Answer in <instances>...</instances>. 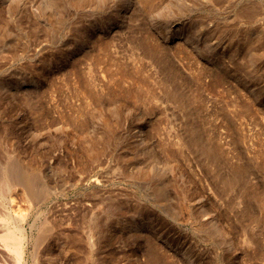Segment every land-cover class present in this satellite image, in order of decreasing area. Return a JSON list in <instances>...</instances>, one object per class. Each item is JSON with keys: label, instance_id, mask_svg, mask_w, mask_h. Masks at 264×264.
<instances>
[{"label": "rangeland", "instance_id": "1", "mask_svg": "<svg viewBox=\"0 0 264 264\" xmlns=\"http://www.w3.org/2000/svg\"><path fill=\"white\" fill-rule=\"evenodd\" d=\"M197 1L168 0L167 14L182 17L174 22L164 21L165 11L141 22L144 19L131 4L110 22L93 27L89 36L82 30L88 27L81 17L84 12L90 18L88 7L81 9L69 1L61 10L55 2L0 0V23L7 29L0 40V166L15 182L10 211L21 218L29 238L27 264H264V36L252 58L245 55L244 41L246 27L255 24L256 30H264V0L253 2L257 20L246 15L253 0ZM180 2L192 10L188 6L184 14L177 7L173 10L171 5ZM58 15L66 18L65 24L56 25L49 35ZM197 16L210 27L204 32L206 42L196 28ZM30 23L37 32L36 28L31 32ZM141 30L151 32L149 41L155 40L151 44L160 51L172 54L169 58L177 66L173 77L161 66L158 71L149 57L143 59L139 44L136 48ZM81 37H92L91 45H81L68 56V41L80 42ZM107 43L109 53L103 50ZM108 54L116 64L143 59L128 63L146 65L144 74L150 82L146 86L155 89L156 99L146 98L151 104L123 93L128 80L120 85L124 90L117 89L104 70ZM213 71H218L216 78ZM87 84L92 86L85 88ZM168 85L178 93L170 92ZM91 93L93 97H88ZM109 124L114 126L110 129ZM29 175L35 176L40 198L36 205L18 188ZM229 178L234 179L231 185L225 181ZM174 200L182 205L177 207ZM229 237L232 246L225 243ZM14 263L13 253L0 252V264Z\"/></svg>", "mask_w": 264, "mask_h": 264}, {"label": "bare ground", "instance_id": "2", "mask_svg": "<svg viewBox=\"0 0 264 264\" xmlns=\"http://www.w3.org/2000/svg\"><path fill=\"white\" fill-rule=\"evenodd\" d=\"M39 1V0H38ZM66 1V0H65ZM65 1H63V0H41V2L42 3H44L45 5H49L50 3H53V2H55L56 3V5L61 9V10H64V8L67 6V3H69V1L71 2V4L73 3L74 5H76V7H78V8H84V7H88V8H90L91 9V12L90 13H88V14H90V18H86V14L84 13V12H82V14H81V17H82V20L83 19H85L86 21V26L88 27V29H82V30H87V33H86V31H84L86 34H88L89 36H90V34L92 33V28L93 27H98V25L99 24H101V23H107L108 21L110 22V20L113 18V17H115V16H117V15H119V14H121L122 12H125V9L128 7V6H131V4H135L134 6V8L135 9H133V10H135L136 11V15L139 17V18H141L140 20H142V19H144L143 21H141V22H144L147 18H151L152 16H153V13L155 14V12L156 13H163L166 9H167V6H170V4H168L167 5V1L168 0H136V3H134L133 1H131V0H69L68 2H65ZM170 1V0H169ZM255 0H253L252 1V4H253V2H254ZM132 2V3H131ZM167 2V3H166ZM196 2L198 3V1L196 0ZM201 2V1H200ZM212 2V1H211ZM210 2V3H211ZM223 2V1H222ZM246 2V1H245ZM248 2H249V0H248ZM248 2H246V4L248 5ZM251 2V1H250ZM182 3V4H181ZM196 3V4H197ZM217 3V2H216ZM219 3H221V0H220V2ZM233 3V2H232ZM242 3H244V2H242ZM259 3V2H258ZM257 3V4H258ZM43 4V5H44ZM171 4H172V2H171ZM250 4V3H249ZM255 4H256V2H255ZM255 4H253V6L250 4L247 8H249L248 10L249 11H247V13H246V15L247 16H249V18L250 19H252V20H257L256 19V13L257 12H255V7H256V5ZM261 4V3H260ZM259 4V5H260ZM132 5V6H133ZM172 5H174V4H172ZM171 5V7L173 8V10L175 9L174 7H177L176 9H178L179 10V12H180V14L182 13V14H184V12L187 10L186 9V7L188 6H190V5H187L186 6V4H184L183 2H180V4L178 3V4H176L175 3V5H177V6H172ZM202 5V4H201ZM258 5V6H259ZM131 6V7H132ZM191 6H192V3H191ZM239 7L241 6V5H238ZM237 6V7H238ZM255 6V7H254ZM187 7V8H188ZM194 7V6H193ZM242 7V6H241ZM243 7H244V4H243ZM242 7V8H243ZM260 7V6H259ZM247 8H245V9H247ZM258 8V7H257ZM169 9V8H168ZM191 8L189 7V9H188V11L190 10ZM197 9L198 8H196V9H194L193 8V10H196L197 11ZM234 9V8H233ZM238 8H236V11L235 12H238V10H237ZM240 9V8H239ZM259 9V8H258ZM170 10V9H169ZM192 10V9H191ZM190 10V11H191ZM235 10V9H234ZM233 10V11H234ZM241 10V9H240ZM244 10V9H243ZM89 11V10H88ZM130 11H132V10H130ZM167 11V10H166ZM165 11V12H166ZM189 11V12H190ZM245 11V12H246ZM128 12V11H127ZM126 12V13H127ZM171 12V11H170ZM169 12V14H171ZM176 14H177V10L176 11H174ZM178 12V13H179ZM198 12V11H197ZM234 12V13H235ZM239 12H241V11H239ZM84 13V14H83ZM168 12H166V14L165 13H163L165 16H163V18L165 19L164 21H166V20H171V21H173L174 22V20L176 21V20H179V19H182V17L181 16H179V15H175V14H172V15H170L169 16V14H167ZM188 13V12H187ZM124 14V13H123ZM122 14V15H123ZM159 14H157V16L159 15ZM190 14H192V15H194L193 13H190ZM125 15V14H124ZM162 15V14H161ZM161 15H159V17H161L160 19H162V16ZM204 15V14H203ZM206 15V14H205ZM244 15V14H243ZM79 15H77V17H78ZM156 16V14L154 15V17ZM188 16V15H187ZM240 16V15H239ZM258 16H259V14L257 15V18H258ZM80 17V16H79ZM80 17V18H81ZM134 17H136V16H134ZM137 17V18H138ZM153 17V18H154ZM158 17V18H159ZM195 18H196V16H194ZM234 17H238V16H234ZM246 17V16H245ZM121 18V17H120ZM188 18V17H187ZM241 18H243L242 16H241ZM248 18V19H249ZM65 19L66 18H64V16H62V15H58L55 19H54V24L52 23L51 25H50V27H49V29H50V31L49 32H51V34L50 33H48L49 35H53L54 34V31H56L57 29H56V25L57 26H59V27H62L63 28V26H64V24H65ZM116 19V18H115ZM192 19V18H191ZM197 19H199V22H198V25H197V27L196 28H198V32H201V36L204 38L203 40H204V42H206V40L208 39V38H205L204 36L206 35V34H204V32L208 29L209 30V28H207V21H206V19L205 18H201V17H199L198 18V16H197ZM197 19H195V20H197ZM247 19V18H246ZM260 19V18H259ZM119 20V19H118ZM140 20H136V21H140ZM153 20L154 19H151V21L153 22ZM157 20V19H156ZM190 20V19H189ZM251 20V21H252ZM76 21V20H75ZM81 21V20H80ZM84 21V20H83ZM133 21V20H132ZM135 21V22H136ZM188 21V20H187ZM53 22V21H52ZM112 22V21H111ZM157 22H158V20H157ZM167 22V21H166ZM188 22H190V21H188ZM83 23V22H82ZM197 23V22H196ZM196 23L194 22V24L196 25ZM209 23V22H208ZM246 23V22H245ZM248 23H250V22H248ZM247 23V24H248ZM256 23V22H255ZM74 24V23H73ZM77 24V23H76ZM131 24H132V22H131ZM152 24H156V23H152ZM189 24V23H188ZM251 24V23H250ZM249 24V25H250ZM254 24V23H253ZM30 27H31V32H34V29L36 28V32H37V29H38V27L36 26V25H34L33 23H30ZM66 25H68V24H66ZM70 25H71V23H70ZM69 25V26H70ZM104 25V24H103ZM135 25H137V22H136V24ZM141 25H142V23H141ZM145 25H146V23H145ZM145 25H144V27H145ZM156 25H158V24H156ZM190 25V24H189ZM194 25V26H195ZM246 25V24H245ZM255 25V24H254ZM254 25H250L249 27H246L247 28V31H245V33H244V41L246 40L247 41V46H245V55L246 54H248L247 56H249V57H253L254 55L256 56V54H255V50L257 49V48H255L254 46H256V43L257 42H261L262 41V38H263V33H262V31H264V30H256V27H254ZM161 26V25H160ZM192 25H190V27H191ZM247 26V25H246ZM256 26V25H255ZM258 26V25H257ZM74 27V26H73ZM79 29H80V23H79ZM83 27V26H82ZM101 27V26H100ZM137 27H139L138 25H137ZM141 27V26H140ZM148 27V26H147ZM150 27H151V24H150ZM193 27V26H192ZM191 27V28H192ZM47 28V27H46ZM45 28V30H47ZM62 28H61V30H62ZM67 28H68V26H67ZM66 28V26H65V29H67ZM71 28V27H70ZM84 28H85V26H84ZM91 28V29H90ZM129 28V27H128ZM132 28V26L130 27V29ZM191 28H190V30H191ZM74 29H75V27H74ZM78 29V30H79ZM97 29V28H96ZM137 29V28H136ZM143 29V28H142ZM147 29V28H146ZM150 29V28H149ZM152 29V28H151ZM155 29V28H154ZM154 29H152L151 30V32L154 30ZM195 29V28H194ZM232 29H234V27L232 28ZM260 29V28H259ZM76 30V29H75ZM75 30H74V32H75ZM129 30V29H128ZM134 30V29H133ZM132 30V31H133ZM138 30V29H137ZM193 30V29H192ZM200 30V31H199ZM141 31H143V30H141ZM196 31H197V29H196ZM195 30H194V32L195 33H197ZM233 31H235V29L234 30H232V32ZM6 32H7V29H6V27H4V22L1 24L0 23V40L4 37V35L6 34ZM46 32V31H45ZM44 32V33H45ZM78 31L76 30V34H79L80 33V31H79V33H77ZM130 32V31H129ZM134 32H137V31H135L134 30ZM144 32V34H142L143 36H142V38L141 39H139V42L138 43H136V48H137V44H139V46H140V48H141V54H143V59L146 61L147 59H145L144 58V56L145 57H149L150 59H151V61L154 63V64H156L157 65V68H158V71H162V70H159V67L161 66V68H163V70H165V72L166 73H168V76H172V75H174L175 73H174V70H173V66H174V63H172L173 61H171V59L169 58L170 56L168 55V54H171V53H168V52H163L162 51V49H161V51H160V48H158L157 47V45L155 44L154 45V43L153 44H151L153 41H155V40H153L152 42H150L149 41V36H150V34L148 33V32H150L149 30H148V32H146V30L145 31H143ZM145 32L147 33V35L145 34ZM150 32V33H151ZM211 32H212V30H211ZM132 33V32H131ZM155 33H157V32H155ZM192 33V32H191ZM47 34V33H46ZM81 34V33H80ZM133 34V33H132ZM132 34H129V35H132ZM141 34V33H140ZM151 34H153V32L151 33ZM36 35V34H35ZM74 35V34H73ZM84 35V34H83ZM128 35V36H129ZM135 35V34H134ZM137 35V34H136ZM194 35V34H193ZM198 35V34H197ZM200 35V34H199ZM76 36H78V35H76ZM85 36V35H84ZM127 36V37H128ZM190 36H192L191 34H190ZM196 36V35H195ZM208 36H210V33H209V35ZM207 36V37H208ZM83 37V36H82ZM81 37V38H82ZM126 37V36H125ZM124 37V39L126 40V38ZM131 39H132V37L131 36H129ZM211 37V36H210ZM209 37V38H210ZM236 38H240L239 37V35L238 36H235ZM89 38V37H88ZM88 38H82V40L83 41H77V40H70V41H68V42H70V46L71 47H69V49H67L68 50V53L66 52V54L68 55V56H70L71 54H73L75 51H77V49H78V47L79 46H81V45H84V44H87L88 42H90V44L88 43V45H91V41H93V40H91V38H90V40L88 39ZM135 38V37H134ZM138 38V37H137ZM153 38V37H152ZM182 38H183V36H182ZM232 38V37H231ZM70 39H73V37H71ZM95 39V38H94ZM154 39V38H153ZM179 39H180V37H179ZM238 39H237V41H238ZM122 40V39H121ZM132 40H135V39H132ZM210 40V39H209ZM130 42H131V40H129ZM136 41V40H135ZM239 41H241V39L239 40ZM264 41V40H263ZM119 42H121V41H119ZM127 42V41H126ZM130 42H127V43H130ZM132 43V42H131ZM240 43V42H239ZM263 44H264V42H262ZM104 44V43H103ZM102 44V45H103ZM109 44H110V42H109ZM126 44V43H125ZM204 43L202 42V45H203ZM237 45H238V43H236ZM235 44V45H236ZM243 44V43H242ZM261 44V43H260ZM69 45V44H68ZM87 45V46H88ZM114 45V44H113ZM130 45V44H129ZM133 45V44H132ZM131 45V46H132ZM159 45V44H158ZM258 45V44H257ZM86 46V45H85ZM109 45H108V43L107 44H105V46L103 47V50H105L104 52L105 53H109L108 52V47ZM118 46V45H117ZM258 46H260V45H258ZM163 47V46H162ZM109 48L111 49V47L109 46ZM136 48H133V49H136ZM139 48V47H138ZM204 48H205V46H204ZM129 49H131V48H129ZM133 49H131V50H133ZM165 49V48H164ZM179 49H180V47H179ZM134 51H136V50H134ZM165 51V50H164ZM138 52V51H137ZM136 53V52H135ZM139 53V55H140V51L138 52ZM138 53H136V54H134V55H137ZM260 53V52H259ZM259 53H257V54H259ZM75 54V53H74ZM207 54V53H206ZM138 55V56H139ZM172 55V54H171ZM112 56V55H111ZM246 56V57H247ZM98 57V56H97ZM115 57H117V56H115ZM114 57V58H115ZM140 57H142V55L140 56ZM172 57V56H171ZM96 58V57H95ZM113 58V59H114ZM139 58V57H138ZM148 58V59H149ZM173 58V57H172ZM248 58V57H247ZM257 58H259V56L257 57ZM256 58V59H257ZM98 60L100 59V58H97ZM134 59V58H133ZM139 59H142V58H139ZM139 59H137V60H139ZM142 59V60H143ZM249 59V58H248ZM254 59V58H253ZM97 60V61H98ZM118 60H119V58H118ZM136 60V59H135ZM135 60H132L133 62L135 61ZM136 60V61H137ZM141 60V61H142ZM95 62L96 64H98V62ZM124 61V60H123ZM126 61V60H125ZM131 61V62H132ZM140 61V60H139ZM140 61V62H141ZM145 61H143V62H145ZM150 61V60H149ZM150 61V62H151ZM249 61V60H248ZM99 62H103L101 59L99 60ZM119 62V61H118ZM128 62H130V61H128ZM124 63V64H116V63H112V59H111V57L109 56V54H108V57H107V59L104 61V64H105V68H104V70L106 69L107 70V72H106V74L107 75H109V78L110 79H112L114 82H115V84H116V86H117V89L118 90H124V88L122 87L121 89H120V85L122 86L123 85V83L124 82H127V80H128V86L127 87H125L126 89H127V91L125 92V90H124V92L123 93H129V95H132L131 96V98L133 99H135V100H137V102H142L144 99H145V102H143V103H146L147 101H146V98H147V100H150V98H155L154 96H155V89L151 86L150 88H148L147 86L149 85V81L147 80L148 78H146L147 76H146V74H144V73H146L145 71L147 70H145L144 69V66H146L144 63H140V64H136V65H133V63L132 64H129V63ZM130 62V63H131ZM112 63V64H111ZM136 63H138V62H136ZM146 63V62H145ZM152 63V64H153ZM114 65V64H116V65H114V66H116V68H114V66H112L114 69H113V71H111V69L109 68V67H111V65ZM95 65V64H94ZM110 65V66H109ZM159 66V67H158ZM174 67H176V69H177V66H174ZM95 68H93L92 69V71L94 70ZM175 69V68H174ZM200 69H201V67H200ZM219 69V68H218ZM167 70V71H166ZM179 70V69H178ZM205 70V69H204ZM91 71V72H92ZM176 71V70H175ZM199 71H201V70H199ZM198 71V72H199ZM209 71H211V69L209 70ZM208 71V72H209ZM216 71V70H215ZM218 71H220V70H218ZM217 71V72H218ZM89 72H90V70H89ZM88 72V74L90 75V73ZM95 72V71H94ZM205 72V71H204ZM215 73L214 71H213V73H215V78L217 77L216 76V74L218 75V73ZM224 72V71H223ZM166 73H165V75H166ZM180 73V72H179ZM202 73H203V69H202ZM221 73H222V71H221ZM220 73V74H221ZM91 74H95V73H91ZM182 74V73H181ZM201 74V73H200ZM207 74V73H206ZM210 74H212V73H210ZM219 74V75H220ZM223 74V73H222ZM221 74V75H222ZM87 75V74H86ZM178 75V74H177ZM183 75V74H182ZM214 75V74H213ZM81 76V75H80ZM178 76H180V75H178ZM199 76V75H198ZM90 76H88L87 77V79L89 78ZM91 77H93V75L91 76ZM95 77V76H94ZM166 77V76H165ZM173 77V76H172ZM175 77V76H174ZM177 77V76H176ZM181 77V76H180ZM185 78H186V76H184ZM85 78V77H84ZM179 78V77H178ZM182 78V77H181ZM215 78H212V79H215ZM218 78H220V77H218ZM87 79H85L86 81H87ZM94 79V78H93ZM173 79V78H172ZM175 79V78H174ZM184 79V78H183ZM188 79V78H187ZM222 79H223V77H222ZM82 80V82H83V79L82 78H80V81ZM89 80H91V78L90 79H88V81ZM147 80V81H146ZM150 80V79H149ZM156 80V78L154 79V81ZM158 80V79H157ZM156 80V81H157ZM160 80L163 82V78L161 79L160 78ZM170 80V79H169ZM184 80H186V79H184ZM79 81V82H80ZM96 81V80H95ZM160 81V82H161ZM168 80L166 79V82H167ZM171 81V80H170ZM175 81H177V80H175ZM179 81V82H178ZM178 81L176 82V83H179L180 84V80L178 79ZM215 81V80H214ZM218 81V80H217ZM217 81H215L216 83H217ZM91 82L93 83V81L91 80ZM90 82V83H91ZM98 82V81H97ZM165 82V81H164ZM172 82V81H171ZM184 81H182V83H183ZM186 82V81H185ZM190 82H191V80H190ZM219 82V81H218ZM84 83H85V85H86V83L87 82H85L84 81ZM84 83H82L83 85H84ZM147 83H148V85H147ZM153 83V82H152ZM173 83V82H172ZM94 84H95V82H94ZM163 84H165V83H162V85ZM167 84V83H166ZM165 84V85H166ZM81 85V84H80ZM79 85V86H80ZM88 85H90V84H87V87H85V88H88ZM147 85V86H146ZM157 85H158V82H157V84H156V87H157ZM160 85V84H159ZM158 85V86H159ZM164 85V86H165ZM90 86H92V85H90ZM90 86H89V88H90ZM124 86V85H123ZM167 86V85H166ZM165 86V88H168V87H166ZM169 87H170V85H168ZM174 86H175V84H174ZM178 85H176V87H177ZM180 86V85H179ZM106 87V86H105ZM145 87H147V88H145ZM160 87V86H159ZM158 87V89H159V91L161 90V88H159ZM162 87V86H161ZM108 88H109V86H108ZM151 88H153L154 89V91L151 89ZM165 88H162V91H163V89H165ZM84 89V88H83ZM111 89V88H110ZM113 89V88H112ZM114 89H115V87H114ZM113 89V92L116 90H114ZM169 89H171V87L169 88ZM196 89V88H195ZM198 89V88H197ZM76 90H78V89H76ZM79 90H80V88H79ZM78 90V91H79ZM118 90H116L117 92H115V93H118ZM166 90V89H165ZM173 90H175L174 92H176L177 91V93H178V90H176V89H173V87H172V89H171V91L170 92H172ZM81 91V90H80ZM79 91V92H80ZM88 91H90L91 92V90L89 89ZM108 91H112V90H108ZM158 91V92H159ZM169 91L167 92V90L165 91V95L166 94H169ZM198 91H199V89H198ZM92 92H94V91H92ZM110 92H108V93H110ZM122 92V91H121ZM154 92V93H153ZM167 92V93H166ZM173 92V93H174ZM181 92V91H180ZM200 92V91H199ZM85 93H87L86 91H85ZM95 93V92H94ZM94 93H91L90 94V96H88V97H91V95H92V97H93V94ZM98 93V92H97ZM162 93H164V92H162ZM161 93V94H162ZM182 93V92H181ZM180 93V94H181ZM88 94V93H87ZM100 95H101V93H99ZM103 94V93H102ZM118 94H120V97L122 96L121 95V93H120V91H119V93ZM118 94H117V97H118ZM124 94V95H125ZM158 94V93H157ZM176 93H174V95H175ZM183 94V93H182ZM186 94V93H185ZM184 94V95H185ZM89 95V94H88ZM94 95H96V93L94 94ZM116 95V94H115ZM171 95V94H170ZM170 95H169V98H171L172 96V98H173V100H175L176 101V99H174V95H172L171 97H170ZM97 96V95H96ZM96 96H94V98H96ZM103 96V95H102ZM128 96V95H127ZM127 96H125L126 98H127ZM177 96H178V94H177ZM179 96H181V95H179ZM196 96H197V94H196ZM104 97V96H103ZM116 97V98H117ZM119 97V98H120ZM124 97V96H123ZM122 97V98H123ZM149 97V98H148ZM185 97V96H184ZM98 98V97H97ZM96 98V99H97ZM130 98V99H131ZM159 98V97H158ZM175 98H177V97H175ZM182 98H183V96H182ZM187 98V97H186ZM190 98V97H189ZM189 98L188 99H186V100H189ZM200 98H202V97H200ZM156 99V98H155ZM178 99H180V97H178ZM177 99V100H178ZM197 99H199V98H196V100ZM152 100V99H151ZM183 100V99H182ZM199 100H201V99H199ZM203 100V99H202ZM96 101V100H95ZM179 101V100H178ZM178 101H177V103H178ZM236 101V100H235ZM238 101H239V99H238ZM97 102V101H96ZM99 102H101V100H100V98H99ZM134 103H135V101H133ZM149 103H150V101H148ZM147 102V103H148ZM152 102V101H151ZM179 102H182L181 100L179 101ZM183 102H185V101H183ZM182 102V103H183ZM181 103V104H182ZM200 103V102H199ZM151 104V103H150ZM179 104V103H178ZM201 104L202 103H200V104H198L200 107H201ZM247 104V103H246ZM147 106H150V108H151V105H149V104H146ZM145 104H144V106H146ZM242 105V104H241ZM198 106V107H199ZM250 109V107H247L246 109ZM147 109H149V108H147ZM224 109V108H223ZM223 109H222V111H223ZM244 109L245 108H243V111H244ZM245 109V110H246ZM248 109V110H249ZM119 111V110H118ZM112 112V111H111ZM114 113V112H113ZM112 113V114H113ZM119 113V112H118ZM225 113V112H224ZM226 114H224V116H225ZM117 116V115H116ZM228 116V115H227ZM107 117V116H106ZM119 117V116H118ZM226 117V116H225ZM118 120V119H117ZM116 120V121H117ZM104 121H106V118H105V120ZM116 121L115 122H113V124L115 125L116 124ZM119 121V120H118ZM107 122V121H106ZM106 122H105V124H106ZM112 122V120L111 121H109V123H111ZM104 124V125H105ZM108 124V123H107ZM119 124V123H118ZM114 125H108V128L110 127V126H114ZM194 125V124H193ZM107 126V125H106ZM112 127H110V129L112 128ZM116 127V126H115ZM114 127V128H115ZM107 128V127H106ZM113 128V129H114ZM115 130V129H114ZM107 132H111V130H109V131H107ZM112 133L114 134V132L112 131ZM192 133H195V131H193ZM109 134V133H108ZM107 134V135H108ZM105 135L106 134H104L103 135V137L104 138H106L105 137ZM111 135V134H110ZM195 135V134H194ZM198 135H199V132H198ZM203 136V135H202ZM102 137V136H101ZM109 136H107V138H108ZM192 137V139H195V137H193V136H191ZM198 137H200V136H198ZM103 138V139H104ZM106 138V139H107ZM111 138V137H110ZM109 138V139H110ZM201 138V137H200ZM200 138H198V139H200ZM105 139V140H106ZM191 139V138H190ZM202 139V138H201ZM111 140V139H110ZM196 141H197V138L195 139ZM206 139L204 138V141H205ZM195 141V142H196ZM199 141H203V139L202 140H199ZM198 141V142H199ZM101 142H102V140H101ZM103 142H105V141H103ZM110 141H108L107 142V140H106V143H109ZM187 142H188V140H187ZM186 143V142H185ZM185 143H184V141H183V144H184V146H186L185 145ZM188 143H191V141L190 142H188ZM197 143V142H196ZM200 143H202V142H200ZM187 144V143H186ZM193 144H195L194 143V141H193ZM199 144V143H198ZM198 144H196V145H198ZM103 145H105L104 143L101 145L102 147H103ZM106 145H108V144H106ZM200 146H201V144H199ZM187 146H189V145H187ZM190 146H192L191 144H190ZM203 146V148L205 149L206 148V146H204V145H202ZM197 147H199V146H197ZM196 147V148H197ZM91 148V147H90ZM200 148H202V147H200ZM213 148V147H212ZM104 149V148H103ZM209 148L207 147L206 148V150H208ZM86 151V153H88L87 152V149H85ZM210 150V149H209ZM208 150V151H209ZM212 150V149H211ZM210 150V151H211ZM98 152H99V149L97 150ZM100 151H101V147H100ZM213 151V150H212ZM170 152H171V150H170ZM170 152H168V154H170ZM91 153V152H90ZM89 153V154H90ZM93 153H95V152H93ZM172 153V152H171ZM174 153V152H173ZM206 153V152H205ZM215 152L213 151V154H214ZM204 154V153H203ZM207 154V153H206ZM212 154V153H211ZM171 155V154H170ZM205 155V154H204ZM209 155V154H208ZM173 156V155H172ZM211 156V155H210ZM209 156V157H210ZM213 156V155H212ZM214 156H216V155H214ZM217 156H218V154H217ZM216 156V157H217ZM211 159L212 158H210L209 160L211 161ZM213 160V159H212ZM212 162V161H211ZM215 163V162H214ZM210 164V163H209ZM212 164H213V162H212ZM242 164H244V163H241L240 164V166L242 165ZM246 164V163H245ZM211 165V164H210ZM218 165V164H217ZM216 166V165H215ZM218 166H220V165H218ZM245 166V165H244ZM244 166L242 165V168L241 169H244ZM247 166V165H246ZM211 167V166H210ZM212 168V167H211ZM213 168H214V166H213ZM219 169V167H216V169ZM237 168H238V166H237ZM246 168V167H245ZM5 169V168H4ZM3 169V167L2 166H0V252H3V253H5V254H7L8 252H10V253H13L14 254V257H15V263L14 264H23L24 262H23V260L26 262V264L28 263L27 262V258L25 259V255H26V253H25V245L29 242V238L26 236V233H25V230H24V228H23V226H22V224H21V218H15V216H13L12 214H11V207H10V205H11V202H12V193H11V191H12V188H13V184L15 183V182H13L10 178H8V176H7V172L5 171ZM217 169V170H218ZM239 169V168H238ZM240 169V170H241ZM215 170V169H214ZM240 170H238V171H240ZM245 170V169H244ZM243 170V171H244ZM216 171V170H215ZM214 171V172H215ZM236 171V170H235ZM245 171H247V170H245ZM218 172H221V171H219L218 170ZM218 172H215L216 174H218ZM237 172V171H236ZM240 172H242V171H240ZM237 173H239V172H237ZM242 173H244V172H242ZM215 174V175H216ZM232 174H234V172L232 173ZM33 175V174H32ZM32 175H29L28 176V178H26L25 180H24V185H20V186H18V188L20 189V190H22L23 192H24V194L26 195V197L28 198V200H31L32 201V203H33V205H36L40 200V198L38 197V194H36V192H38V191H36V188H35V186H34V184H33V181H35V176H32ZM223 175V174H222ZM236 175V174H235ZM235 175H233V177L232 178H234V176ZM244 175H245V173H244ZM244 175H243V178H245L244 177ZM230 176H232L231 174H230ZM239 176H240V173H239ZM222 176L220 175L218 178H221ZM237 177V176H236ZM241 177V176H240ZM223 178V177H222ZM226 178V177H225ZM231 178V177H230ZM225 179V181H226V183L228 184V185H231V184H233L232 182L234 181V179ZM217 180H219V179H217ZM221 180H223V179H221ZM237 181H238V177H237V179H236ZM242 180V179H241ZM36 182V181H35ZM34 182V183H35ZM223 182L221 181V183H219V184H222ZM234 183H236V181L234 182ZM239 183V182H238ZM19 184V183H18ZM36 184V183H35ZM224 184V183H223ZM223 186V185H222ZM225 186V185H224ZM223 186V187H224ZM233 186V185H232ZM231 186V187H232ZM36 187H37V185H36ZM226 187V186H225ZM229 187V186H228ZM38 190V189H37ZM180 193V192H179ZM40 194V193H39ZM184 196H186V195H184ZM180 197V196H179ZM181 198V197H180ZM177 199H179V198H177ZM182 199V198H181ZM181 199H179L180 201H182ZM174 201H177V200H174ZM189 201V200H188ZM185 202H187V201H185ZM174 203H176V202H174ZM177 203L179 204H177L178 206L177 207H180V204L182 205V203L180 202H178L177 201ZM183 204H185V203H183ZM175 205V204H174ZM105 207H107V205L105 206ZM206 209V208H205ZM206 211V213L205 214H207L208 212H207V210H205ZM204 211V212H205ZM201 214V213H200ZM204 214V215H205ZM212 216V215H211ZM107 219H108V217H106V219L104 218V220L105 221H107ZM213 219V217H210V221H213L212 220ZM99 220H100V218H99ZM96 221H98V219H96ZM98 222H100V221H98ZM102 222H104V221H101V223L100 224H102ZM214 222V221H213ZM98 224V223H97ZM99 224V225H100ZM214 224H216L215 222H214ZM213 223H212V225H214ZM98 225V226H99ZM103 225H106L105 223H103ZM218 226V225H217ZM217 226H214L215 227V230H217L218 229V227ZM95 227H97V226H95ZM100 227H101V225H100ZM103 227V226H102ZM101 227V228H102ZM100 228V229H101ZM104 228H105V226H104ZM96 229V228H95ZM99 229V228H98ZM103 229V228H102ZM96 231H97V229H96ZM99 231V230H98ZM103 231V230H102ZM42 234L43 233H41V235L40 236H42ZM222 235V234H221ZM42 238V237H41ZM247 238H250V237H248L247 236ZM221 239V237L219 236L218 237V240H220ZM223 239V238H222ZM225 243H227V245L228 246H232V244L234 243H232V240H230V237L229 238H227L226 240H225ZM258 246H260V245H258ZM260 248V247H259ZM263 248V247H262ZM263 250H264V248H263ZM255 251V250H254ZM255 253V252H254ZM253 253V254H254ZM257 254H259L260 252H256ZM255 253V254H256ZM261 253H263L262 251H261ZM260 253V254H261ZM257 254H256V257H257ZM264 254V253H263ZM262 255V254H261ZM251 259H252V257H251ZM164 263V262H163ZM234 262H231V264H233ZM254 263H255V261H254ZM253 263V264H254ZM111 264V263H110ZM162 264V263H161Z\"/></svg>", "mask_w": 264, "mask_h": 264}]
</instances>
